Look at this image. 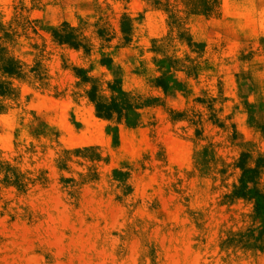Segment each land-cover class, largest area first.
I'll list each match as a JSON object with an SVG mask.
<instances>
[{
    "label": "rangeland",
    "instance_id": "374dc122",
    "mask_svg": "<svg viewBox=\"0 0 264 264\" xmlns=\"http://www.w3.org/2000/svg\"><path fill=\"white\" fill-rule=\"evenodd\" d=\"M258 202L264 0H0V264H264Z\"/></svg>",
    "mask_w": 264,
    "mask_h": 264
},
{
    "label": "trees",
    "instance_id": "16d2710c",
    "mask_svg": "<svg viewBox=\"0 0 264 264\" xmlns=\"http://www.w3.org/2000/svg\"><path fill=\"white\" fill-rule=\"evenodd\" d=\"M125 109V108H124ZM130 109V107H129ZM98 113L100 117H105V118H111L114 112H118L120 114V117L123 115V109H120L119 106L116 103H113L110 106L104 105V104H99L97 107ZM127 118L128 121L132 120L131 116L136 115L132 112L127 113ZM250 184H254V180L251 178L250 180L248 179H242V187L238 191L237 195L238 196H246L247 194H251L254 197H262L255 189V187H251ZM264 209V205H260V202H258V212L259 210Z\"/></svg>",
    "mask_w": 264,
    "mask_h": 264
},
{
    "label": "bare ground",
    "instance_id": "6f19581e",
    "mask_svg": "<svg viewBox=\"0 0 264 264\" xmlns=\"http://www.w3.org/2000/svg\"><path fill=\"white\" fill-rule=\"evenodd\" d=\"M32 258V257H31Z\"/></svg>",
    "mask_w": 264,
    "mask_h": 264
}]
</instances>
